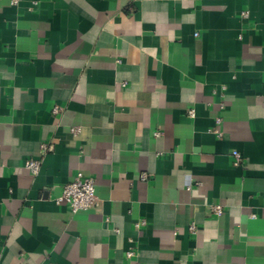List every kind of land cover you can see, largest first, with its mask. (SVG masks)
<instances>
[{"label":"crops","instance_id":"obj_1","mask_svg":"<svg viewBox=\"0 0 264 264\" xmlns=\"http://www.w3.org/2000/svg\"><path fill=\"white\" fill-rule=\"evenodd\" d=\"M0 264H264V0H0Z\"/></svg>","mask_w":264,"mask_h":264},{"label":"built area","instance_id":"obj_2","mask_svg":"<svg viewBox=\"0 0 264 264\" xmlns=\"http://www.w3.org/2000/svg\"><path fill=\"white\" fill-rule=\"evenodd\" d=\"M19 0H10L12 4H16ZM242 15L247 16V12H242ZM197 34V33H196ZM55 115H58L62 111V107L55 105L52 108ZM189 115H193V109L188 110ZM219 119H217L218 121ZM78 128H71L72 133H76ZM158 134L157 132L155 133ZM53 145L49 142H42L40 144V150L35 157L28 158L25 161V166L32 174H37L42 162L43 156L52 151ZM233 165L240 166L243 162V157L237 150L232 151ZM141 179L146 180L148 175L146 173L141 174ZM57 202H64L67 204L72 212H76L80 209H88L96 207L99 204L98 197L94 189V180L91 176H85L81 173L76 174L69 182L63 185L61 194L56 198ZM212 211L216 215H221L223 213V208L221 204H214L212 206ZM145 221L135 222V226L138 228L144 225ZM190 229L194 231V224L190 225ZM128 255H132V251L128 252Z\"/></svg>","mask_w":264,"mask_h":264}]
</instances>
